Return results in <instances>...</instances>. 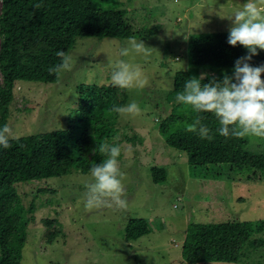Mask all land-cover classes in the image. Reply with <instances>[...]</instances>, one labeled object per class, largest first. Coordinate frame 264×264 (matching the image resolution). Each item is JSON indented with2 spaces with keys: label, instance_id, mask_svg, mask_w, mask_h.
I'll return each instance as SVG.
<instances>
[{
  "label": "rangeland",
  "instance_id": "374dc122",
  "mask_svg": "<svg viewBox=\"0 0 264 264\" xmlns=\"http://www.w3.org/2000/svg\"><path fill=\"white\" fill-rule=\"evenodd\" d=\"M136 1L134 5L139 1L148 3L151 11H131L133 25L139 29L158 27L146 39L135 37L151 47L149 55L121 56L120 49L128 46V39L79 37L69 52L72 70L62 73L59 82H18L21 90L16 88L7 119L14 138L64 127L81 84L108 85L111 82L109 60L112 64L122 59L139 65L149 80L143 89H123V100L118 102V106H122L135 101L141 109L136 116H119L118 126L127 124V128H132L131 133L137 135L136 144L122 142L124 152L119 162L125 173L127 208L102 207L85 211L86 197L81 193H86L85 185L92 179L90 174L18 184L21 203L26 208L35 203V218L28 224L21 264H176L182 259L184 235L192 221L236 219L264 223V178L261 180V175L245 172L230 177H202L193 173L192 155L170 147L158 131L159 122L153 118L154 114L178 105L170 93L175 73L189 67L190 37L229 32L232 21L216 13L230 16L247 0ZM252 138L255 143L259 141ZM153 166L167 169L165 181L153 182ZM222 171L226 173L228 166ZM44 218L56 220L64 233L52 243L43 239L47 229ZM130 218L146 219L149 233L126 241L124 229ZM260 235L264 240V233ZM253 255L256 256L251 257V261L256 264L259 256L257 252Z\"/></svg>",
  "mask_w": 264,
  "mask_h": 264
},
{
  "label": "trees",
  "instance_id": "16d2710c",
  "mask_svg": "<svg viewBox=\"0 0 264 264\" xmlns=\"http://www.w3.org/2000/svg\"><path fill=\"white\" fill-rule=\"evenodd\" d=\"M133 1L136 0H1L0 127L7 124L16 88L21 90L18 82H59L61 75L57 78L48 69L60 62L56 53L69 54L77 38L146 39L153 35L157 25L139 29L130 15L137 10L149 13L151 5L142 1L134 5ZM38 2L43 5L39 10L34 7ZM228 36L229 32L221 31L190 37L189 67L174 75L170 93L173 100L176 101L177 93L183 91L189 78L203 76L202 83H208L213 78L222 79L225 73L234 75L236 60L248 51L241 45H230ZM258 52L250 61L254 67L264 64V50ZM78 93L64 127L15 137L7 149L0 146V264H21L28 224L35 218V203L29 208L21 203L17 184L90 174L92 165L105 159L97 150L100 143L119 144V162L124 152L122 142L137 143L132 128H127V124L118 126L119 115L111 111L123 100V89L112 82L81 84ZM177 104L153 118L159 122L158 131L170 147L192 154L193 173L202 177H230L254 172V176L261 175L263 180L264 139L257 138L259 141L255 143L252 137L225 138L217 131L219 123L215 116L200 113L212 136L211 140L201 139L197 133L186 131V125L197 114L190 106ZM225 166L228 171L220 172ZM151 174L153 182L160 183L166 180L168 172L165 167L153 166ZM43 222L47 228L43 239L52 243L63 230L56 220L44 218ZM124 231L125 240L132 241L148 234L150 229L146 219L130 218ZM257 233H264L261 220L192 221L184 235L182 259L176 264L239 261L253 264L251 257L255 258V252L259 261L254 263L264 264V240Z\"/></svg>",
  "mask_w": 264,
  "mask_h": 264
},
{
  "label": "clouds",
  "instance_id": "9594fccd",
  "mask_svg": "<svg viewBox=\"0 0 264 264\" xmlns=\"http://www.w3.org/2000/svg\"><path fill=\"white\" fill-rule=\"evenodd\" d=\"M42 6L39 2L34 4L37 10ZM216 14L232 21L228 43L243 46L248 54L236 60L232 76L225 73L222 79L213 78L208 83H202L203 76L185 81L183 91L176 95V102L190 106L197 114L192 123L186 125V131L197 133L201 139L211 140V130L202 123L203 117L199 115L211 113L219 123L218 133L225 138L264 139V64L254 67L250 63L253 56L259 54L258 50H264V0H247L242 8L227 17ZM127 45L120 49L123 57L131 53L145 56L150 54L151 47L146 46L143 40L137 41L135 37H130ZM56 55L60 62L50 66L48 71L59 78L62 73L72 70V56L64 51H58ZM109 64L112 68L110 79L114 86L132 90L143 89L149 84L141 66L122 59L114 64L109 60ZM111 111L120 117H127L139 115L141 109L132 101L127 105H114ZM13 138L10 125L0 127V146L9 148ZM97 150L105 159L90 168L92 179L85 185V211L102 207L126 209L128 201L123 184L125 173L119 164L121 146L103 142Z\"/></svg>",
  "mask_w": 264,
  "mask_h": 264
}]
</instances>
